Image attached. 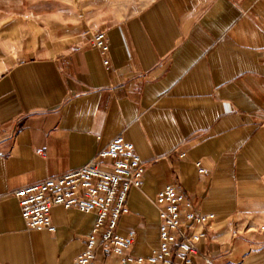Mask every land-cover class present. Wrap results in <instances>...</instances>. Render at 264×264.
I'll list each match as a JSON object with an SVG mask.
<instances>
[{
	"label": "crops",
	"instance_id": "obj_1",
	"mask_svg": "<svg viewBox=\"0 0 264 264\" xmlns=\"http://www.w3.org/2000/svg\"><path fill=\"white\" fill-rule=\"evenodd\" d=\"M54 23L23 2L0 9V264H73L96 214L55 206L54 230L29 229L13 193L118 135L146 167L117 228L134 232V255L158 248L155 198L173 185L215 216L194 264H264V0H153Z\"/></svg>",
	"mask_w": 264,
	"mask_h": 264
},
{
	"label": "built area",
	"instance_id": "obj_2",
	"mask_svg": "<svg viewBox=\"0 0 264 264\" xmlns=\"http://www.w3.org/2000/svg\"><path fill=\"white\" fill-rule=\"evenodd\" d=\"M91 46L100 50L108 66L105 32H95ZM145 170L134 144L118 135L85 165L22 187L13 194L29 229L54 230L55 206L96 214L85 250L73 264H194L198 244L206 237L204 228L215 216L198 213L193 202L173 185L160 190L155 198L159 245L150 255H134V232H118L120 218L129 212L130 192L142 187ZM202 260L203 264H216L210 256H203Z\"/></svg>",
	"mask_w": 264,
	"mask_h": 264
},
{
	"label": "rangeland",
	"instance_id": "obj_3",
	"mask_svg": "<svg viewBox=\"0 0 264 264\" xmlns=\"http://www.w3.org/2000/svg\"><path fill=\"white\" fill-rule=\"evenodd\" d=\"M153 0H0V9L15 11L24 3L25 11L54 16V24L63 27L65 23H77L86 14L96 9L115 10L124 14L136 12Z\"/></svg>",
	"mask_w": 264,
	"mask_h": 264
}]
</instances>
